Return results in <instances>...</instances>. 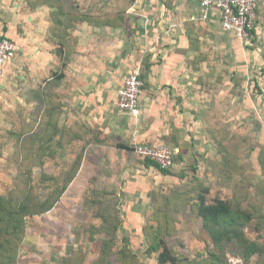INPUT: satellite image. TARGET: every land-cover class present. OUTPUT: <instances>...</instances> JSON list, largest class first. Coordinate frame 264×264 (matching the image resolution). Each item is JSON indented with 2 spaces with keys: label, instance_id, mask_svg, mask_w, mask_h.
I'll return each mask as SVG.
<instances>
[{
  "label": "crops",
  "instance_id": "0c3cea01",
  "mask_svg": "<svg viewBox=\"0 0 264 264\" xmlns=\"http://www.w3.org/2000/svg\"><path fill=\"white\" fill-rule=\"evenodd\" d=\"M199 2L0 0V38L18 46L0 80V122L9 116L20 126L16 134L26 136L27 150L55 159L64 176L73 172L67 189L112 188L121 218L138 225L164 184L177 182L181 171L209 178V165L224 162L230 152L216 135L212 115V107L224 108L232 91L227 74L238 77L233 94L248 109L243 114L257 116L249 81L257 57L247 49L252 43L225 31L217 10L194 20ZM259 3L264 9V0ZM257 21L253 37L262 38L264 12ZM134 69L143 89L137 112L128 114L117 108V92ZM215 83H221L216 98ZM133 139L170 148L176 156L171 173L134 155ZM256 173L245 180L255 184L248 188L253 196L264 184ZM233 182L244 185L236 176Z\"/></svg>",
  "mask_w": 264,
  "mask_h": 264
},
{
  "label": "rangeland",
  "instance_id": "374dc122",
  "mask_svg": "<svg viewBox=\"0 0 264 264\" xmlns=\"http://www.w3.org/2000/svg\"><path fill=\"white\" fill-rule=\"evenodd\" d=\"M260 6L261 9L257 8L256 23L258 15L264 12L262 5ZM263 38L252 36V47H247L250 50L255 49L257 53V57L252 59L255 64L253 63L252 73L249 75L254 99H257L256 112L252 106L250 108L257 116L252 118L243 114L248 109L243 105L240 108L237 103L238 95L233 94L239 85L238 77L227 74L226 81L228 83L231 79L232 91L229 93L228 89L226 92L225 107H212L216 135L219 134L222 147L230 150L225 154V163L213 162L209 165L213 172L209 178L201 176L199 179L194 169L193 173L188 171V174L183 172L182 175L176 176L179 179L177 182L164 184L155 194L154 204L138 225L133 224L134 219L121 218L122 206L113 204L108 213V217H112L105 218L106 225L102 227L101 220L94 217L95 212L82 208L83 199L91 201V187L86 185L68 188L58 197V191L62 189L60 182L65 177L64 172L61 171L60 174V167L56 165L55 159H47L40 154L36 156L33 150H27L29 144L25 145L26 136L16 134L20 132L19 124L9 122V116L6 117L7 121L2 118L0 264H160V254L164 250L170 258L175 259V263L168 261L164 264H264V257L260 258L254 253L247 257L231 254L239 242L226 244V253H219L211 242L202 220L196 216L200 196L207 202L222 198L229 202L240 199L243 203L251 200L255 206L261 205L264 212L262 181L261 185L256 187L258 192L255 196L248 189L249 186L255 187V184L245 181L252 179L255 171L257 179L261 180L264 176ZM219 77L221 78L216 76V79ZM213 86L216 98L221 91V83H215ZM8 97L9 92L6 98ZM228 99L236 100L237 104H231ZM234 111L243 117H235ZM26 165L32 171L27 170ZM234 176L244 180V185L238 183L240 186H236L233 182ZM88 180L86 178L84 181L87 183ZM223 184H234L235 187L223 190L220 188ZM205 189L208 190L206 194L203 192ZM15 199L31 206L38 200L48 206L51 204L52 208L43 214L38 213L36 209H27L25 215L21 214L24 216L17 225L20 229L22 227L19 230L18 227H13L16 221L11 224L9 213H6L14 208ZM245 207L248 205L245 204ZM245 210L251 212L249 207ZM28 212L35 215H28ZM253 213L260 215L256 211ZM117 225L121 227L117 228ZM113 226L115 232H110ZM94 228L104 232L93 233L91 231H94ZM235 230L238 235L243 234L240 239L256 242L264 252V219H250L241 231L240 228ZM237 240L239 238L234 241ZM103 244L105 248L101 250ZM156 244L159 247L153 251V245Z\"/></svg>",
  "mask_w": 264,
  "mask_h": 264
},
{
  "label": "trees",
  "instance_id": "16d2710c",
  "mask_svg": "<svg viewBox=\"0 0 264 264\" xmlns=\"http://www.w3.org/2000/svg\"><path fill=\"white\" fill-rule=\"evenodd\" d=\"M257 13V10H256ZM256 22V21H255ZM255 31L251 32V37L254 36ZM175 157L173 156V165L175 163ZM149 162L151 165H154L157 167L162 173H171V168L170 169H160L156 163L150 161V160H145ZM28 165H26V168ZM27 170L32 171L31 168L28 167ZM184 171H181L178 175H182ZM66 176H64V180L61 183L60 186H62L61 191H58V197L62 195L66 190L71 182V177L72 173L67 172ZM61 174V172H60ZM30 175V173H29ZM58 185V183H57ZM262 187H264V184H262ZM204 194L208 193V190H204ZM113 189L109 188H103L102 191H98L97 189L91 188V201H84L82 202V208L83 209H88L93 212H95L94 217L98 218L101 220L100 225L103 227V225H106L105 218H110L108 217V213L111 210L110 206L113 204L120 205V203L117 201V198H113L114 195L112 196ZM202 194V193H201ZM87 195V194H86ZM85 195V197H86ZM107 196V198H105ZM84 197V198H85ZM58 200V198H57ZM37 202L34 205H29L24 203L23 201H17L15 199V204H13L14 208H11V211H7L6 213H9L10 216V223L12 224L13 221H16L14 224V228H17L18 224L21 222L22 217L25 215V212L28 211L27 209H36V211L40 214L47 213L51 210L52 205L50 204L49 206L45 204V202L42 201H35ZM19 203V204H18ZM234 204V205H232ZM247 204L250 211L245 210L244 205ZM260 205V204H259ZM253 209V210H252ZM196 216H198L202 222L204 228L207 230L209 237L211 238V242L213 243L214 246H216L217 250H219V253L222 252V255H224V252L226 253V248L224 249L226 244L232 243V242H239L236 245V248H234L230 253L233 255H238L241 257H247L248 255L250 256L251 254H257L260 258L264 257V252L261 250L256 242H248L246 239L241 238L240 236L243 235L237 234L238 231H236V228H240V231L245 228L248 225V222L250 219L253 218H262L264 219V212L262 206H255L253 205V202L251 200L247 201V203H243L240 199H236L235 201H226L222 199H215L212 202H207V200L200 196L198 199V204H197V209H196ZM259 212L260 215L254 214L253 212ZM24 214V215H21ZM28 215H35L32 213L28 212ZM20 220V222H19ZM103 220V221H102ZM114 225V224H113ZM112 226V225H111ZM121 227V226H116ZM261 229L263 227H260ZM19 230L21 229L18 227ZM101 230L94 228V231L92 230L91 232L93 233H99ZM110 232H115L114 226L109 230ZM104 232V231H101ZM108 233V232H107ZM235 238H239V240L234 241ZM241 242V243H240ZM158 245H153V251H156L158 249ZM105 244L102 245V249L104 250ZM237 250V252H235ZM168 261L175 263V259L170 258L168 255L167 251L164 250L160 254V264L167 263Z\"/></svg>",
  "mask_w": 264,
  "mask_h": 264
},
{
  "label": "built area",
  "instance_id": "2783aa9c",
  "mask_svg": "<svg viewBox=\"0 0 264 264\" xmlns=\"http://www.w3.org/2000/svg\"><path fill=\"white\" fill-rule=\"evenodd\" d=\"M259 0H200L199 14L194 20H206L210 10L220 14L222 28L233 33L240 41L249 44L251 32L256 30V10ZM18 46L7 37L0 38V80L5 76V66L11 60ZM143 82L137 69L132 70L124 79L117 92L116 106L119 111L134 114L139 107ZM132 152L143 160H150L160 169L167 170L173 165V152L166 146L138 144L133 139Z\"/></svg>",
  "mask_w": 264,
  "mask_h": 264
}]
</instances>
